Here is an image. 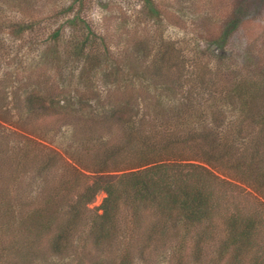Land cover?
Returning a JSON list of instances; mask_svg holds the SVG:
<instances>
[{
  "label": "rangeland",
  "instance_id": "rangeland-1",
  "mask_svg": "<svg viewBox=\"0 0 264 264\" xmlns=\"http://www.w3.org/2000/svg\"><path fill=\"white\" fill-rule=\"evenodd\" d=\"M150 1L157 15L144 0H0V264H230L233 214L258 223L238 264H264V0ZM245 80L260 88L248 118L222 87ZM139 135L217 177L212 216L187 227L129 199L97 242L105 193L74 225L71 208L98 175L144 168ZM227 143L233 158L210 165Z\"/></svg>",
  "mask_w": 264,
  "mask_h": 264
},
{
  "label": "trees",
  "instance_id": "trees-1",
  "mask_svg": "<svg viewBox=\"0 0 264 264\" xmlns=\"http://www.w3.org/2000/svg\"><path fill=\"white\" fill-rule=\"evenodd\" d=\"M144 2L150 7L153 14H158L152 8L150 0H144ZM247 12L248 10L238 2L235 13L224 24L220 39L222 46L231 32L237 29ZM222 87L223 97L227 101H238L243 116L245 115L248 118L249 113L252 112L251 104L260 91L259 87L256 88V82L249 80L237 81V83L225 82ZM38 100L29 97L28 104L35 106ZM261 104L260 107L263 109V103ZM246 107L248 108L245 109ZM261 108L260 110H262ZM261 114L260 118L262 120L259 121V125L264 128V112ZM141 138L143 139L142 135H139L137 140L139 141ZM160 141L162 140L149 137L148 140L144 138L142 141L137 142L136 146L139 149L136 151L135 158L139 160V163L135 166L144 167L143 169L124 173L119 177L98 175L92 186L86 188V191L80 196L77 206L71 208L72 221L70 223L74 225V221L81 218L84 206L90 203L99 192L105 193L106 197L98 208L102 213L97 217L99 220L97 230H100L96 237L97 242L109 238L113 232L112 222L119 205L122 202L125 204L129 199L133 201L135 206L157 207L159 214L163 216L169 217V214L176 210L187 227H193L209 220L213 212V195L208 182L209 179L217 180V177L201 166L178 162L171 163L166 156L168 153H165L167 145L163 144L165 142ZM209 147L210 150L207 156L211 161L210 163L208 161L210 165L216 164V166L221 167L233 158V155L231 156L229 153L232 148L231 143H227L224 149L218 152L211 150L213 148L211 145ZM257 150L258 148L254 151ZM254 154L252 152L249 153L248 157L245 156L246 160H243L244 167L241 166L242 163L240 164L239 161L240 166L235 162V170H246L243 173L247 172L249 175V170L253 166ZM257 224L253 216L243 217L240 214H233L227 219L225 229L229 234L223 243L221 252L226 254L229 247H233L234 250L228 252L231 256L230 264H238V258L242 257L243 252L250 248L252 239L256 235ZM254 264H259L258 260Z\"/></svg>",
  "mask_w": 264,
  "mask_h": 264
}]
</instances>
